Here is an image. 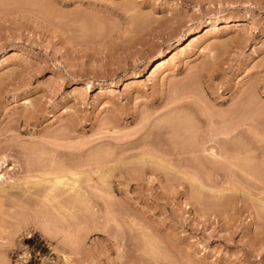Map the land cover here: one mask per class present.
<instances>
[{
    "label": "rangeland",
    "instance_id": "1",
    "mask_svg": "<svg viewBox=\"0 0 264 264\" xmlns=\"http://www.w3.org/2000/svg\"><path fill=\"white\" fill-rule=\"evenodd\" d=\"M4 56L0 187L90 177L0 194L1 264H264V0H0Z\"/></svg>",
    "mask_w": 264,
    "mask_h": 264
},
{
    "label": "bare ground",
    "instance_id": "2",
    "mask_svg": "<svg viewBox=\"0 0 264 264\" xmlns=\"http://www.w3.org/2000/svg\"><path fill=\"white\" fill-rule=\"evenodd\" d=\"M209 29V28H208ZM207 31V30H206ZM208 32V31H207ZM198 34H196L197 35V37H201L200 36V30L197 32ZM190 35V34H189ZM5 56L4 57H2L1 58V60H0V63H2L3 61H5ZM168 62V60L166 59V60H164V59H162V60H160V61H158V62H156L154 65H153V67H154V69L152 70V73H151V75H153V74H155L157 71H159L166 63ZM189 107V106H188ZM182 109V108H181ZM180 109V110H181ZM184 110V109H183ZM177 111V110H176ZM237 128V127H236ZM235 128V129H236ZM231 131V130H230ZM226 132V131H225ZM228 133H229V131H227ZM232 132V131H231ZM230 132V133H231ZM234 132V131H233ZM220 133V132H219ZM229 133V134H230ZM237 133V132H236ZM221 134V133H220ZM223 134V133H222ZM221 134V135H222ZM225 134H227V133H225ZM228 134V136H230ZM238 134V133H237ZM236 134V135H237ZM219 135V134H218ZM224 135V134H223ZM238 135H240V134H238ZM237 135V136H238ZM234 135L232 134V136L231 137H233ZM225 137H226V135H225ZM230 137V138H231ZM236 137V136H235ZM222 138V137H221ZM224 138V137H223ZM224 140V139H223ZM141 141V140H140ZM147 143H145V145H146ZM149 144H151V142L149 143ZM56 145V144H55ZM142 145V144H141ZM144 145V146H145ZM59 146H62V145H59ZM140 146V145H139ZM143 145L141 146V147H144ZM147 146V145H146ZM145 146V147H146ZM141 147H139V148H141ZM80 148V147H79ZM53 149V148H52ZM51 149V150H52ZM74 149H76V148H74ZM56 150V149H55ZM77 151V150H76ZM80 150H78V153H80L81 154V152H79ZM82 151V150H81ZM206 151H208V150H206ZM210 151V150H209ZM213 151H216V150H214V148H213V150H212V153H214L215 154V152H213ZM222 151H224V150H221L220 151V154H222L223 152ZM50 152V151H49ZM218 151H216V153H217ZM56 153V152H55ZM58 153V152H57ZM62 153V152H61ZM64 153V152H63ZM62 153V154H63ZM73 153H74V151H73ZM209 153V152H208ZM61 154V155H62ZM69 154V153H68ZM76 155H78V156H80L81 157V155L80 154H77V153H75ZM82 154H83V152H82ZM143 154V153H142ZM149 154V153H148ZM218 154V153H217ZM220 154H218V155H216V156H220ZM226 154L227 153H225V156H226ZM42 155V154H41ZM67 155V154H66ZM70 155V154H69ZM74 155V154H73ZM85 155V154H84ZM212 155V154H211ZM215 155H212L213 157L215 156ZM223 156H224V154H222ZM221 155V156H222ZM229 155V154H228ZM39 156V155H38ZM44 156V155H43ZM65 156V155H64ZM72 156V155H71ZM70 156V158H72ZM140 156H142V155H140ZM143 156H145V155H143ZM142 156V157H143ZM223 156H222V158H223ZM225 156H224V158L223 159H225ZM62 157H63V155H62ZM67 157V156H66ZM75 157V155L73 156V158ZM79 157V158H80ZM142 157H140L139 159H135L136 160V164L137 163H140V161H141V163L143 164V166H145V163L147 162V161H149L150 162V160H152L153 158L151 157L149 160L148 159H145V158H142ZM50 158V157H49ZM63 158H65V157H63ZM72 158V159H73ZM83 158V157H82ZM92 158V157H91ZM40 159H43V158H40ZM53 159H54V157H53ZM53 159H51L52 161H53ZM66 159V158H65ZM68 159V158H67ZM75 159V158H74ZM85 159V158H84ZM94 159V158H93ZM158 159V158H157ZM218 159V158H217ZM51 160H49V163H47L48 161H46V164H43V162L40 164V162H39V164H36L34 167H32L33 169H31V168H27L26 170H27V173L28 174H26V175H28L27 177H26V180H24L23 182H22V184L20 183V185L18 184L17 186H27V187H25V188H27V190L28 191H26V189L25 190H22V191H24L23 192V194L22 195H17V194H12V193H10V191H8L7 192V190H9L10 189V187H12V189L14 188V184H13V186H10L9 187V189L8 188H5V186H4V188H2V187H0V194L1 195H4V196H7V197H9V199L11 200V199H13L12 201H14V202H18V204H20L19 202H23V199L21 200V198H22V196H25V194L28 192V193H30V191L29 190H31V189H33L34 190V194L35 195H40L41 197L40 198H42L43 200H45L46 201V203L47 202H49L48 204H54L52 201H54L55 202V204H57V202H58V204L61 206V208H65V209H68V207L70 206L69 204H71V206H74V205H77V206H79V205H81V204H83L84 203V201H85V199H84V197H85V194H86V187H85V190H84V186H85V183H87V177L85 178V176H88V177H90L89 176V174H87L86 172H84L85 170H83L82 169V167L81 166H84V165H88V163L87 164H83V165H81V163L82 162H78L77 164H74V163H76V162H74L73 164V166L72 165H69V166H65V163L64 164H62V165H57L58 164V161H55L54 160V162H52ZM86 160V159H85ZM134 159H133V161H135ZM139 160V161H138ZM147 160V161H146ZM154 160V159H153ZM28 161V160H27ZM64 161V160H63ZM74 161V160H73ZM78 161H80V159L78 160ZM90 161V160H89ZM97 161V160H96ZM128 161H130V160H128ZM163 161V160H162ZM162 161H160L161 163H162ZM53 164H52V163ZM57 162V163H56ZM66 162V161H65ZM84 162V161H83ZM124 162V161H123ZM153 162V161H152ZM152 162H150L151 164H152ZM156 162V161H155ZM158 162H159V160H158ZM158 162H156V163H158ZM37 163V162H36ZM44 163H45V161H44ZM54 163H55V165H54ZM60 163H62V162H59V164ZM85 163H86V161H85ZM99 163V162H98ZM126 163V162H125ZM124 163V164H125ZM128 163V162H127ZM131 163V162H130ZM133 164H134V162H132ZM140 163V164H141ZM150 163H148V164H150ZM5 164V161H0V168H2V166ZM92 164V163H91ZM95 164V163H94ZM141 164V165H142ZM150 164V165H151ZM162 164H164L165 166H166V164L165 163H162ZM67 165V164H66ZM153 165V164H152ZM154 165H156V164H154ZM153 165V166H154ZM157 165H160V166H162L161 164H157ZM170 165V164H169ZM140 165L138 164V167H139ZM149 166V165H148ZM171 166V165H170ZM137 167V168H138ZM151 167V166H150ZM158 168H159V166H157ZM163 167V166H162ZM161 167V168H162ZM168 166H166V168H167ZM170 168H171V170H172V168H174V167H169V170H170ZM85 169V168H84ZM143 169H144V167H143ZM91 170V169H90ZM93 170V169H92ZM95 170V169H94ZM93 170V171H94ZM138 170V169H137ZM139 170H141L142 171V168L140 169V167H139ZM166 170V169H165ZM100 171V170H99ZM175 171V170H174ZM25 173H26V171H25ZM32 173V174H31ZM91 173H92V171H91ZM103 173V172H102ZM101 173V174H102ZM109 173H110V171H109ZM86 174V175H85ZM96 175H94L93 173H92V175L93 176H97V174L98 173H95ZM85 175V176H84ZM108 175V172L105 174V173H103L102 175H101V179H105L106 178V176ZM85 178L86 180H84V179H82V178ZM109 177H110V175H109ZM2 177H0V179H1ZM107 180H109L108 179V176H107V178H106ZM86 181L85 183H84V181ZM107 180H105V181H107ZM83 181V182H82ZM88 184L90 183V179H88ZM94 181H92V183H93ZM101 183H102V181H100ZM1 183V182H0ZM5 183V182H4ZM4 183H3V185H4ZM83 183V184H82ZM95 183V182H94ZM96 185H94V188H95V186H98L97 185V183H95ZM102 184H104V183H102ZM101 184V185H102ZM108 186H110L111 187V185H109L108 183H106ZM82 185H84V186H82ZM8 187V186H7ZM16 187V186H15ZM90 187V186H89ZM101 187H103V186H99L98 188H101ZM91 188H93V187H91ZM107 188V187H106ZM105 188V189H106ZM24 189V188H23ZM88 190H90L89 188H88ZM98 190L99 189H96V191L98 192ZM110 191L109 192H111V189H109ZM21 191V190H20ZM32 191V190H31ZM95 191V192H96ZM91 194H92V191H89ZM101 192V191H100ZM27 193V194H28ZM101 193H103V192H101ZM32 192L30 193V195H34ZM111 194V193H110ZM34 195V196H35ZM88 195H90V194H88ZM105 195V194H104ZM88 197V196H87ZM94 197H96V196H94ZM101 197H102V194H101ZM103 197H105V196H103ZM106 197H107V195H106ZM5 198V197H4ZM38 199H39V197H37ZM99 198H100V196H99ZM109 198V197H108ZM2 199V197L0 198V200ZM35 199H36V197H35ZM96 199H97V197H96ZM105 199V198H104ZM40 200V199H39ZM25 201V200H24ZM57 201V202H56ZM52 202V203H51ZM90 202V201H89ZM22 205L24 204V203H21ZM54 204V206H57V205H55ZM84 205V204H83ZM64 211H68V210H64ZM56 212V211H55ZM59 213H60V211H59ZM61 214V213H60ZM62 215V217H63V213L61 214ZM41 223H43V222H41ZM44 224V223H43ZM42 225V224H41ZM69 258V257H68ZM64 260H65V258H64ZM1 264V263H0Z\"/></svg>",
    "mask_w": 264,
    "mask_h": 264
}]
</instances>
